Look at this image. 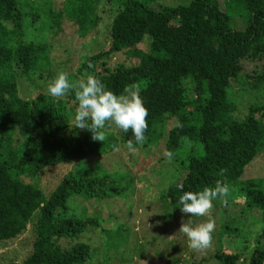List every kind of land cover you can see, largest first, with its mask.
Here are the masks:
<instances>
[{"label": "trees", "instance_id": "1", "mask_svg": "<svg viewBox=\"0 0 264 264\" xmlns=\"http://www.w3.org/2000/svg\"><path fill=\"white\" fill-rule=\"evenodd\" d=\"M100 1H67L66 18L77 24L82 36L96 28L90 14ZM151 3L122 2L107 48L84 56L78 73L83 78L95 76L117 95L144 83L140 95L148 110V127L145 142L137 149L157 144L162 138L157 129L170 119L182 127L169 130L167 152L173 156L185 142L202 145L203 154L189 156L181 177L160 195L176 208L175 217L182 191L239 180L264 153V103L251 107L240 120L230 102L233 83L243 81L242 64L264 60V0H224L226 10L218 0H190L160 10ZM240 9L242 19L236 18ZM21 19L18 0H0V244L18 238L31 225L32 252L15 264H92L96 250L84 235L100 230L98 234L113 243L97 218L77 214L69 201L113 198L119 183L126 190L125 180L116 175L88 177L79 166L114 151L113 145L125 147L132 134L129 130L120 138L110 134L103 142L94 141L87 130L71 131L68 101L19 96V78L44 80L50 75L44 67L47 48L24 41ZM145 37L148 50L139 51L137 65L110 67L116 54L137 47ZM70 95L75 101L74 93ZM58 166L73 168L47 195L36 182L44 171ZM245 198L247 207L261 210L264 221V192L252 183ZM222 237L235 243L240 234L225 228ZM246 249L232 250L223 244L213 259L218 264H239ZM248 253L247 264H264V230Z\"/></svg>", "mask_w": 264, "mask_h": 264}, {"label": "rangeland", "instance_id": "2", "mask_svg": "<svg viewBox=\"0 0 264 264\" xmlns=\"http://www.w3.org/2000/svg\"><path fill=\"white\" fill-rule=\"evenodd\" d=\"M67 1L70 0H18L24 41L47 48L44 67L45 71L50 72L44 80L35 76L19 78L18 92L23 100H31L39 95L49 97L47 85L58 72L66 73L72 82L84 79L78 73L83 57L107 48L113 19L119 5L126 0H101L97 3L96 11L90 14L91 19H96V28L91 29L85 36L79 33L76 23L66 18L64 10ZM141 1H150L151 7L160 10L163 6H178L190 0ZM218 1L221 8L226 10L224 0ZM238 12L236 18L242 19V9ZM148 45L145 37L144 42L137 47L116 54L110 61V67L113 68L119 63L137 65L139 51L146 52ZM242 66L243 81L234 82L230 92V102L236 110L234 117L240 120L248 114L251 107L264 103V60L245 61ZM136 87L141 91L144 83ZM68 95L53 99L68 101L67 107L74 114L76 101ZM191 95L194 96V93ZM257 116L260 117L259 114ZM71 122V131L82 130L75 128L73 119ZM175 125L176 120L170 119L159 127L157 132H162V138L150 149H136L134 153H130L126 147L119 146L118 150L102 157H91L80 164L79 168L88 177H123V186L126 188L125 190L119 183L115 197L110 199L85 201L82 198H71L69 201L70 207L77 214L97 218L106 230V239L113 243L108 244L98 234L101 233L100 230L96 233L91 230L85 234L84 241L91 243L97 254L92 264H218L213 257L223 244L232 250L246 246L239 264H247L248 252L257 244L264 230V221L261 210L246 206L245 194L248 185L252 183L264 192V153L246 167L239 180L226 183L228 196L214 201L206 217H191V214L181 211L174 217L176 208L165 199L160 200V195L181 177L189 156L203 154L202 145L193 141L185 142L171 157L164 155L167 152L168 132ZM104 131L106 138L110 134L120 138L123 132L114 125H106ZM72 168L73 166H58L47 169L36 183L49 195ZM182 219L185 222L190 219L194 224L207 220L215 222L207 248L192 250L187 247L185 237L177 232ZM119 226L124 229L118 230ZM225 228L237 229L240 237L235 243L228 237H222ZM33 239L30 225L18 238L0 244V264L24 261L32 252Z\"/></svg>", "mask_w": 264, "mask_h": 264}, {"label": "clouds", "instance_id": "3", "mask_svg": "<svg viewBox=\"0 0 264 264\" xmlns=\"http://www.w3.org/2000/svg\"><path fill=\"white\" fill-rule=\"evenodd\" d=\"M70 92L74 93L76 108L73 114L75 128L91 133V139L103 142L106 138V125H114L124 133L131 131V138L125 147L134 153L137 147L145 142V132L148 127L146 117L148 110L142 102L139 88L126 87L120 94L107 90L104 83L93 75L72 82L64 72H58L47 85V93L51 98H62ZM176 127H182L177 121ZM113 145L114 150H118ZM171 157V152H165ZM229 189L220 181L213 187H204L200 191H182L177 204L181 213L191 214V217H206L213 207V202L228 196ZM215 228L213 220L194 224L188 219L181 221L177 232L183 234L187 247L192 250L207 248Z\"/></svg>", "mask_w": 264, "mask_h": 264}]
</instances>
